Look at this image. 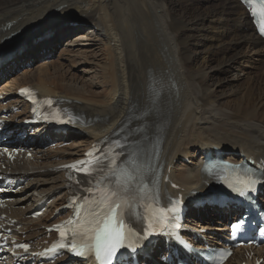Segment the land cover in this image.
I'll return each mask as SVG.
<instances>
[{
	"label": "bare ground",
	"instance_id": "obj_1",
	"mask_svg": "<svg viewBox=\"0 0 264 264\" xmlns=\"http://www.w3.org/2000/svg\"><path fill=\"white\" fill-rule=\"evenodd\" d=\"M62 24L67 26L63 29ZM41 35L39 42L30 43ZM23 42L28 43L26 49L0 66V80L6 78L0 90L15 93L32 85L41 95L64 100L85 125L79 126V134L68 135L80 138L71 146L46 151L45 163L23 161L13 168L27 180L8 202L21 224L42 201H51L52 215L69 195L64 171L57 166L126 123L148 139L145 155L158 158L156 169L169 170L185 195L207 187L196 163L206 150L221 148L236 159L242 154L264 158V70L259 77L242 73L244 65L246 69L252 64L257 71L261 67L255 62L264 65V41L238 0H0V47ZM63 43L57 60L26 67ZM81 46H98L102 52L88 49L89 55L82 57L86 64L103 57L90 63L87 73L92 76L81 82L69 79L67 71L51 73V67L62 69L63 60ZM21 67L22 74L9 79ZM230 96L239 97L233 100L235 109L224 105ZM44 138L41 132L39 139ZM183 158L194 165L183 163ZM220 214L226 221L235 210ZM201 217L203 228L221 224L211 213ZM49 220V214L29 220L26 230L39 238ZM189 220L196 223L192 214Z\"/></svg>",
	"mask_w": 264,
	"mask_h": 264
},
{
	"label": "snow or ice",
	"instance_id": "obj_2",
	"mask_svg": "<svg viewBox=\"0 0 264 264\" xmlns=\"http://www.w3.org/2000/svg\"><path fill=\"white\" fill-rule=\"evenodd\" d=\"M251 6L260 4L264 6V0H247ZM252 15H257L255 7L251 8ZM261 28L264 29V19L261 20ZM261 34H264L262 31ZM22 94L29 90H21ZM31 98V97H29ZM52 103V101H48ZM118 143V142H117ZM92 156V153L86 154ZM95 164H100L99 157L94 158ZM85 165L80 169L85 171L86 175H92L97 169L95 166L89 168L93 161L77 162ZM138 154L129 153L125 160L117 163L116 160L110 161L107 170L100 168L99 171L104 173L98 178L92 187L86 188L85 191L90 196L84 197L86 202L95 205L90 211L83 216L79 213L75 215L74 220L66 222L65 225L57 227V231L62 238L66 237L65 227L71 235V239L66 242H59L48 253H56L58 249L67 248L74 255L84 259H90L92 264H136L135 257L138 254L137 244L148 240L153 234L152 225L149 223L143 230L142 234L135 231L129 226V213L139 211L149 212L153 209V204H149L148 197L145 195L149 182L143 177V170L140 168ZM67 167H77L70 165ZM205 171L210 172V167L205 166ZM71 178V177H70ZM261 182V177H248L243 186L233 187L232 190L241 197H248L249 191H255V185ZM92 183V181H88ZM180 201L172 202L171 211H175V205ZM83 207V206H82ZM164 209H159L160 215L156 214L153 209L152 215L159 222ZM147 219L148 216L143 217ZM243 226V217L239 222L232 225L233 231L241 229ZM179 227V225H176ZM27 250V245H21Z\"/></svg>",
	"mask_w": 264,
	"mask_h": 264
},
{
	"label": "rangeland",
	"instance_id": "obj_3",
	"mask_svg": "<svg viewBox=\"0 0 264 264\" xmlns=\"http://www.w3.org/2000/svg\"><path fill=\"white\" fill-rule=\"evenodd\" d=\"M75 26H77V23H74L73 25H70V27L72 28V27H75ZM61 29V28H60ZM63 29H64V27H63ZM78 33V32H77ZM64 42V41H63ZM62 46H64V47H66V44H60L59 46H58V48L56 49V50H54L53 52H52V54H50V57H48V59H51V58H54L55 57V59H53V60H57V57H58V55H59V52H60V47H62ZM95 48V49H94ZM91 51L92 49L93 50H95V52L96 53H98L99 55H101V50H100V48L98 47V46H96V47H89V46H81V47H77V52H70V57H68V59H65V60H63V64L65 65V66H63V70L62 69H58V67H57V69L55 70V68L56 67H51V73H55V71H57V70H59V72L60 73H63L64 75H65V72H66V75L68 76V78L69 79H71V78H74V80H76V81H78V80H80L81 82H84L85 81V78H87V77H89V75H91L92 76V73L91 74H88L87 73V71L88 70H90V63H96V61H97V58H100V59H102L103 57H100L99 55V57H97V56H95L94 54H91L90 53V55H93V56H95L94 58H91L90 60V62H88L87 64L86 63H84V62H82L83 61V59L84 58H82V57H85L86 55H89L88 53L86 54V52H89V50ZM242 48H238V49H236L234 52L236 53L238 50H241ZM58 50H59V52H58ZM86 51V52H85ZM250 54V53H249ZM252 54V53H251ZM251 54H250V56H251ZM246 56V55H245ZM47 57H40V58H38L36 61H33V65H35L32 69H34V68H37V66H40L42 63H44V62H51V61H53V60H49V61H47L48 59H47ZM96 58V59H95ZM40 61H43L42 63H40V64H38ZM95 61V62H94ZM72 62V63H71ZM38 64V65H37ZM79 64V65H78ZM254 64H257V65H259L260 67H261V69H259L258 71L255 69H253L254 67H253V65L252 64H250V65H248L249 67L248 68H246L245 69V67H247L246 65H244L243 66V68L242 69H244V71L245 72H242L241 71V69L238 71V75H242V73L243 74H245L246 72H252V74H253V76H257V77H259L263 72V70H264V65H263V63H261V62H255ZM262 64V65H261ZM252 65V66H251ZM263 66V67H262ZM253 67V68H252ZM20 70H22L23 71V67L20 69ZM18 71L16 74H14V75H10L9 76V79L10 78H12V77H16V76H19V75H21L22 74V71ZM262 70V71H261ZM259 73V74H257V72ZM242 72V73H241ZM241 73V74H240ZM261 73V74H260ZM83 75V76H82ZM259 75V76H258ZM84 77V78H83ZM243 77V76H242ZM98 90V89H97ZM226 90H228V89H226ZM220 95H221V93H220ZM239 97L238 96H230L229 98H227V100H229V102L227 103L226 102V104H224L225 105V107H228V108H231V109H235L238 105H236L235 103H234V101L233 100H237ZM232 99V100H231ZM227 100H225V101H227ZM230 101H232V102H230Z\"/></svg>",
	"mask_w": 264,
	"mask_h": 264
}]
</instances>
